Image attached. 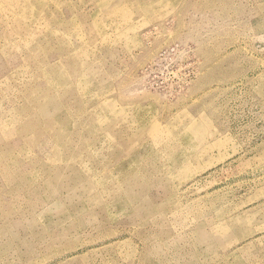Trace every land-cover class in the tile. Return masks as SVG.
Here are the masks:
<instances>
[{
  "label": "rangeland",
  "instance_id": "374dc122",
  "mask_svg": "<svg viewBox=\"0 0 264 264\" xmlns=\"http://www.w3.org/2000/svg\"><path fill=\"white\" fill-rule=\"evenodd\" d=\"M0 264H264V0H0Z\"/></svg>",
  "mask_w": 264,
  "mask_h": 264
}]
</instances>
